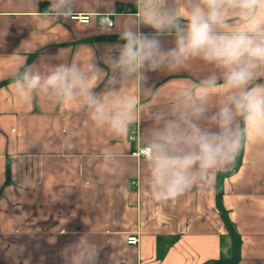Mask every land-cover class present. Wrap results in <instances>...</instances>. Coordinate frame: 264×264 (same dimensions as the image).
<instances>
[{
  "label": "crops",
  "instance_id": "crops-1",
  "mask_svg": "<svg viewBox=\"0 0 264 264\" xmlns=\"http://www.w3.org/2000/svg\"><path fill=\"white\" fill-rule=\"evenodd\" d=\"M47 7L48 0H0V264H68L89 243L101 249L99 264H264V144L157 203L147 165L131 155L141 121L135 140L115 138L76 102L42 94L25 102L14 93L21 66L46 74L57 60L87 68L97 59L104 67L101 57L119 37L96 15L112 13L118 23L135 11L130 0H79L78 13L91 15L82 23L49 18ZM211 70L195 61L164 74L154 85L157 103ZM106 145L119 155L115 173L102 159ZM131 234L135 244L127 243Z\"/></svg>",
  "mask_w": 264,
  "mask_h": 264
},
{
  "label": "clouds",
  "instance_id": "clouds-1",
  "mask_svg": "<svg viewBox=\"0 0 264 264\" xmlns=\"http://www.w3.org/2000/svg\"><path fill=\"white\" fill-rule=\"evenodd\" d=\"M130 3L134 12L105 26L119 40L102 55L104 67L97 59L87 68L57 60L46 74L21 66L12 73L13 90L25 102L38 94L76 102L115 138L141 121L144 181L154 202L167 203L231 167L248 146L264 144V0ZM78 7L79 0H48L44 15L67 20ZM195 61L213 70L157 103L155 83L164 74L186 72ZM102 159L106 170L117 171L119 155L111 145L103 147ZM100 252L89 243L73 250L68 264H99Z\"/></svg>",
  "mask_w": 264,
  "mask_h": 264
},
{
  "label": "built area",
  "instance_id": "built-area-1",
  "mask_svg": "<svg viewBox=\"0 0 264 264\" xmlns=\"http://www.w3.org/2000/svg\"><path fill=\"white\" fill-rule=\"evenodd\" d=\"M113 14L112 13H99L96 15V21L99 25L106 26L111 25L113 23ZM82 23H87L91 20V15L89 13H77V16L72 18ZM131 140H135L136 136L134 135L133 131L129 135ZM139 144L131 151V155L134 157H138V150ZM137 242V236L135 234H131L127 237V243L135 244Z\"/></svg>",
  "mask_w": 264,
  "mask_h": 264
}]
</instances>
